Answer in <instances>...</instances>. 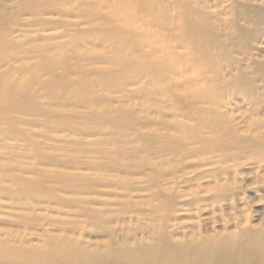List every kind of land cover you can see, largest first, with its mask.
I'll list each match as a JSON object with an SVG mask.
<instances>
[{
	"label": "rangeland",
	"instance_id": "rangeland-1",
	"mask_svg": "<svg viewBox=\"0 0 264 264\" xmlns=\"http://www.w3.org/2000/svg\"><path fill=\"white\" fill-rule=\"evenodd\" d=\"M132 1L94 18V0H0V91L18 95L0 114V264L261 254L264 0H151L156 40L138 24L123 52L125 28L93 29Z\"/></svg>",
	"mask_w": 264,
	"mask_h": 264
},
{
	"label": "bare ground",
	"instance_id": "bare-ground-1",
	"mask_svg": "<svg viewBox=\"0 0 264 264\" xmlns=\"http://www.w3.org/2000/svg\"><path fill=\"white\" fill-rule=\"evenodd\" d=\"M34 1L35 2H38V1L43 2L44 0H37V1L34 0ZM80 1H86V0H80ZM103 2H104V0H94V7L90 12L92 17L96 18V16L99 13H102L103 8H101V6H102ZM150 4L152 5L151 0H133L129 4L117 3L114 5H110L109 7L106 8L108 10L107 14L109 16V21H107L104 24L102 23V25L98 24L97 25L98 27H94L93 30L97 31V32H102V31L107 32V31H110V28H112V27L113 28H119V27L125 28L126 31H125V34L122 36V38H123V41H124L126 46H124V44L121 47L119 46V51L123 50V52L129 48H133V47L135 48L137 46V43H138L137 37H138V34H140L138 24H142L143 26H147L146 31H140V32H142L141 35L143 33H147V35H144V36L149 37L150 39H154V41H155L156 40V34L155 33L150 34L149 23L146 22V20L144 18L145 16L143 17L140 14V13H143L144 11L148 10V8L150 9ZM158 17L159 18L156 20V23H154V24L164 27V25L166 23L165 18L162 16H158ZM3 38H4V36L0 35V60L5 59L7 56L5 54V51H4L5 44L3 43ZM178 39L181 43H184V42L190 43L191 42V40H189L187 36H184V34H182ZM147 56H148L147 59L142 61L143 65H140V68L145 72H152L153 71V67H152L153 64L151 63V61L154 58V55L148 53ZM130 58L131 57H129V55L126 56L124 62H122V63L118 62L119 66L120 67L124 66L126 70H130L128 67ZM52 65H55V63H53L51 61L49 63L48 68H51ZM65 76H66V73L60 77L61 82L59 80V82H56L54 85H48V88L49 89L57 88L62 83V81H65V78H66ZM82 84L83 85H81L77 88V90H79L80 92H82L83 90L86 89L85 84L84 83H82ZM27 88H28V84H22L20 86V90H26ZM66 90H68V87L66 88ZM50 91L52 93L54 92L53 90H50ZM17 96L18 95L9 88H7L6 90L0 91V102H1L0 114L1 115L2 114H3V116L6 115L8 110H10L15 105L14 100H16ZM16 105H17V103H16ZM3 116L0 117V119H2ZM257 246H258V248H261L259 245H257ZM254 247H255V245H253V248ZM205 250L206 249L202 248V251H205ZM257 250L256 251L259 252V249H257ZM202 251L192 252V255L190 253L186 254V256H184V257H183V254L181 252H178V253H181V254L176 253L177 255L175 254L176 255L175 257L177 258L178 263L176 260H172V261H170L169 259L168 260L170 262H175L176 264H202V262H203L201 260ZM64 252H66V251H64ZM260 252H261V254H260ZM260 252H259L260 255H258L259 257H254L253 254H251L252 251H251V253H248L249 255H248V258L246 259L247 261L245 262V264H264V248ZM80 254H82V253H80ZM144 260L145 259H143L141 261L139 260L138 263L155 264L153 261L151 262L149 260L146 262ZM155 261L157 262V260H155ZM67 264H88V263L87 262L85 263V260L81 258V260L78 259L75 262H73V261L69 262L68 261ZM95 264H97V263H95ZM114 264H117V263H114ZM236 264H242V263H236Z\"/></svg>",
	"mask_w": 264,
	"mask_h": 264
}]
</instances>
